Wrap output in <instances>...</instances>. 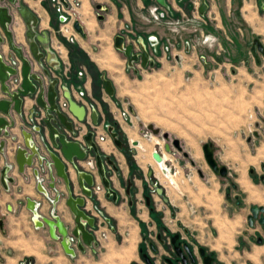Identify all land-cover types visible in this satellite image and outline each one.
<instances>
[{"label":"crops","instance_id":"crops-1","mask_svg":"<svg viewBox=\"0 0 264 264\" xmlns=\"http://www.w3.org/2000/svg\"><path fill=\"white\" fill-rule=\"evenodd\" d=\"M211 1L204 0L207 5L205 14ZM258 1L261 7L263 0ZM64 2L69 7L73 6L75 21L79 22L83 35L73 29L75 21L67 26V30L61 31L59 29V13L53 10L50 0H17L16 7L18 9L24 8L30 15L24 13V19L16 8L11 7L12 23L9 29L14 44L23 47L27 59L32 62L34 61L25 42L26 22H29L30 18L34 16L37 19L35 28L37 33H48L49 49L53 53L52 56L48 57V62L54 64V68L49 69V73L51 79L57 80V102L61 104L65 101L63 93L67 91L72 100L86 108V117L82 123L77 122L67 109L64 112L67 119L72 121L73 127L81 129L79 143L83 147L85 146L83 138L89 131H94L95 135L104 138L103 141H97L96 138H93V141L97 146V154L103 161L104 171L109 173L110 188L116 193V200L113 201L112 197L108 196L98 174L96 154L87 153L86 159L92 158L95 161V170L89 172L93 177L92 189L98 186L101 191L93 192L92 197L86 199V209H101L106 214L107 222L118 228L119 231L109 232L103 257H94L93 247L85 248L75 257H71L65 253L60 241H55L50 237L46 226L34 227L31 219L32 214L28 210V199L38 204L36 209L38 215L49 219L53 213L69 231L73 229V218L65 205V200L70 196L83 197L76 173L88 172V169L85 161H77L76 171L69 169L71 179L69 187L57 178L53 171L51 173L53 181L50 177L48 179L46 175L40 176L39 184L34 176V169L40 170L37 159H35L33 167H25L23 173H19L15 154L17 147L23 145V130L31 132L32 126L40 123V120L39 123L38 121L28 122V114L32 111H38L41 113V118L44 117L43 111L36 105V97L31 96L24 99L20 116L15 115L10 110L9 116L14 124L7 132L10 136H15L17 140L16 143H11L8 140L5 155H0V264H19L22 261L31 264H102V259L109 260L116 254L125 258L121 264H131L138 261V248L142 242L141 235L155 231L156 224L159 223L156 213L159 211L164 215L161 223L164 220H169V225L171 223L172 226H175L176 223H180L187 229L191 228L189 223L196 224L195 226L202 224V221L199 222L197 219L193 221L188 219V203L193 206H203L204 210L212 211L214 216H219L222 224H226V227L220 232V239L218 237L217 240H212L211 235L204 234L205 230H202V234L197 235V237L194 234V237L197 243L215 253L219 264H234L236 255H227L221 251L222 248L228 250L229 246L231 247L230 241L235 223L229 220L230 216L227 213L221 212L220 207L212 204V201L216 202V198L218 200V187L213 185L212 189L208 188L199 179V181H195L193 186L183 187V193L181 192L179 195L168 191L166 188L169 184L167 185L166 178L161 179L159 174L157 176L154 173L155 162L152 158V152L157 142L160 146L163 145V142L159 141L158 138L154 140V138L146 139L143 137L141 124L134 121L135 112L130 105L129 94L132 92L133 85L138 82V76L141 73H137L135 68L128 66L124 53L115 47V38L122 36L139 39L143 42L149 53V61L145 68L139 62L143 72L156 68L155 70L159 71L155 74L162 73L166 76L168 73L172 74L174 68L172 59L177 64L180 63L179 55L181 53L173 52V49L180 50L179 39L163 25L149 21L145 23L142 20L149 17L148 9L158 4L155 0H64ZM166 2L168 5L167 12L173 18H178L180 11L186 12L190 5L189 0H166ZM215 2L222 3L224 0H216ZM205 14L203 16L199 14L200 18H204ZM0 34H3L1 28ZM188 37L190 35H186L185 39H189ZM150 40H156L157 45L148 47ZM124 42L125 45H128L125 40ZM168 43L171 44L170 47L167 46ZM37 45L40 48L39 44ZM167 47L169 49L165 50ZM0 49V54L4 58L11 53L5 39L0 45ZM251 54L256 64L260 65V56L257 59L252 52ZM33 64L36 70H41L38 69L35 62ZM42 64L44 68H48L45 57ZM20 69L21 62L18 66V73ZM163 70L166 72L163 73ZM150 76L148 75L146 78ZM103 81H108L111 84L113 92L111 96L106 93ZM80 93L83 95L80 96ZM3 98L0 85V99ZM43 102H45V98H43ZM92 109L97 116V126H93L91 122ZM0 116L2 115L0 114ZM106 125L115 126L120 137L128 144L127 151H134L131 155V164L128 163L124 152L114 145L106 132ZM60 132L63 133V129H60ZM135 142L138 143V146L133 147L132 143ZM31 144L36 147L42 157H46L49 151H55L48 139V129L44 126L40 127L39 133H33ZM107 160L114 164L115 171ZM63 163L65 162L63 161ZM6 165L9 167L7 176L11 178V183H7L8 190H5L1 183V172ZM181 170L187 171L183 168ZM151 171L154 180L164 188L169 203L165 205L154 196L155 213L150 214L144 200V194L151 187L148 179V173ZM161 180L164 184L161 183ZM186 180V182L191 181L190 178ZM129 183H131V195L126 194ZM174 183L176 186L175 180ZM239 183L248 192L251 199L262 201L259 190L255 189L245 178H242ZM56 195L59 196V200L53 206L49 199L54 200ZM185 197L187 201L183 199ZM228 224L229 229H227ZM125 232L127 233L124 234L125 236L123 235L122 241L128 242V244L126 248L119 249L115 240L119 239V234ZM250 239L253 240V238ZM251 241L250 245H247L249 243L241 239L238 242L239 248H237L236 254L239 255L242 249L249 250L250 260L260 262L264 256V244L258 246ZM245 247L247 248L245 249ZM217 252L221 254H217Z\"/></svg>","mask_w":264,"mask_h":264},{"label":"rangeland","instance_id":"rangeland-1","mask_svg":"<svg viewBox=\"0 0 264 264\" xmlns=\"http://www.w3.org/2000/svg\"><path fill=\"white\" fill-rule=\"evenodd\" d=\"M215 1L210 2L204 18H200L198 14L199 0H189L188 10L180 11L178 18H173L167 12L163 20L149 21L163 25L179 39L180 50L173 49V52L181 53L180 63L177 64L172 59L174 68L168 76L160 72L155 74L159 71L156 68L143 72L140 63L136 65L135 69L141 75L133 85L129 101L135 112L134 121L139 122L146 131L149 125L160 131L158 136L148 131L149 138L146 139L158 138L162 142L161 135L167 133L170 140H179L183 149L195 161V166L192 167L184 160L187 171L176 167L174 180L177 188L171 190L167 183L166 189L179 195L183 187L193 186L195 181H199L196 171L199 169L204 175V179H200L203 184L211 189L213 185L218 187V200L216 198V202L212 201V204L220 207L221 212L227 213L229 220L235 223L231 247L228 250L222 248L221 251L227 255H236L234 264H264V256L260 262L250 260L249 250L242 249L239 255L236 254L241 239L249 243L247 245H250V238L258 235L264 239L261 226L255 223L250 228L246 221V217L250 215L249 207H264V197L262 201L251 199L239 183L245 178L255 189L264 193V181H261V177H264V58L260 56L261 64L257 65L250 52L254 38H258L264 46V11L258 0ZM50 4L53 8L51 0ZM71 7L70 13L73 14L75 12ZM145 19H142L143 22L148 23ZM170 23L175 24V30L170 28ZM59 25L61 31L67 30L69 26ZM186 35H190L187 40ZM125 39L128 45L136 40L128 37ZM167 46L170 47L171 44L168 43ZM186 46L189 48L188 52L185 51ZM201 59L210 64L209 69ZM148 75L151 76L146 78ZM255 133L257 136H254ZM205 143L214 146L216 159L227 167L229 178L237 186L230 201L224 197L225 185L214 176L204 160L202 145ZM251 169L253 174L249 173ZM154 173L157 176L159 174L155 168ZM189 178L191 181L186 182ZM161 183L164 184L162 180ZM235 198L240 201L238 206ZM183 199L187 201L186 197ZM187 210L188 219L202 221L199 226L189 223V229L196 237L205 230L204 234L211 235L212 240H217L218 237L220 239V232L226 224H222L219 216H214L210 210H204L203 206H193L191 203H188ZM164 222L169 225V220ZM114 231L119 230L109 222L97 227L98 246L94 248V257L104 256L108 234ZM126 233L119 234V239L115 240L119 249L126 248L128 244L122 241ZM124 259L116 254L109 260L102 259V264H121Z\"/></svg>","mask_w":264,"mask_h":264},{"label":"water","instance_id":"water-1","mask_svg":"<svg viewBox=\"0 0 264 264\" xmlns=\"http://www.w3.org/2000/svg\"><path fill=\"white\" fill-rule=\"evenodd\" d=\"M60 1L66 5L64 0ZM155 1L162 8L168 9L166 0ZM16 5L17 0H0V28L3 33L2 35L0 34V45L5 39L8 42L10 51L15 55L16 59L21 62V69L18 73L17 69L14 70L11 66H9L6 59L0 54V85L1 94L4 96L3 99H0V114L2 115L0 116V155H5V148L7 147L8 140L10 138L7 130L11 129L14 124L12 118L9 116L10 110L13 111L15 115L20 116L22 113L24 99L35 96L36 105L43 111L44 117L41 118V113L38 111L30 112V114L40 118V126L33 129V132L24 131L22 134L24 139L23 145L17 147L15 154V160L19 173H23L25 167H33L35 159H37L38 163L41 159V167L45 168L46 172L49 173L51 181H53V176L52 174L50 175V172L53 171L55 172L56 177L61 179L64 184L69 187L71 184L69 169L76 171V162L84 161L87 157V153L93 152L96 154V167L101 178L102 185L107 190L108 196H111L113 201H115L116 193L110 188V181L108 180L109 173H105L103 161L97 154V146L93 141V132L89 131L84 136V147L81 145V143L68 140L66 137V132L72 133L74 127L72 121L67 119L64 110L67 109L68 112L73 115V117H75L77 122L82 123L86 117V108L78 105L74 100H72L67 91L63 93V97L67 101V107L62 109L60 104L57 102V80L51 79L49 72L47 69L43 68L42 64V61L45 57V62L48 67L51 69L54 68V66L48 62V57L53 55L49 49L48 33H37L35 30L37 19L33 15V17L30 18V21L26 22L27 32L25 35V42L29 49L28 51L31 58L37 64L38 69L41 70H36L35 65L33 64L34 62L27 59V54L25 53V49L23 50V47L14 44L13 36L9 29V26L12 23L11 7L16 8L21 17L24 19L25 14L30 15L24 8L18 9ZM261 8L264 11V2L261 3ZM206 10L207 5L205 4L204 0H202L198 8V13L203 16ZM73 29L80 35H83L79 22L75 21L73 23ZM37 44H39L40 48ZM115 47L117 50L124 53L129 67H132L133 63L138 62H141L144 68L147 66L149 61V53L147 52L145 45L140 44L141 53L135 54L133 52V46L125 45L124 38L122 36H118L115 38ZM251 52L257 59V53H260L264 58V46L261 44L258 38L253 39L251 43ZM201 61L204 63V59H201ZM204 65L207 69L210 68V64L204 63ZM103 86L106 93L111 96L113 94L111 84L108 81H103ZM43 98H45V102H43ZM91 122L93 126H97V116L95 111L92 112ZM41 126H44L48 129V139L55 150L54 152L49 151L46 157L40 156L39 152L36 150V147L31 144L33 133H39ZM60 129H63V133L60 132ZM105 129L109 137L112 139L114 145L119 150H122L124 144L118 138L117 133L113 131V127L111 125H106ZM147 130H149L154 135H158L160 133V131L155 129L153 125H149ZM254 136H257V133H255ZM162 137L163 139H167L169 136L167 133H163ZM248 141H250V139H248ZM173 142L174 145L178 147L179 140L175 139ZM132 146L136 147L138 146V143H132ZM178 149L180 150L179 147ZM202 150L205 161L213 173L224 177L227 173V168L225 166L220 167L218 165L214 157V150L210 147V144H203ZM165 151H170L169 145L167 144L165 145ZM133 153V150L130 151V154L125 153V157L128 159L129 164H131L129 157ZM153 158L157 163L162 162V158L156 152L153 153ZM62 160L65 163H63ZM107 161L115 171L116 168L114 167V164L109 160ZM262 169L264 170V165L262 166ZM8 170L9 167L6 165L3 167L1 172V183L5 190L8 189L7 183H11V178L7 176ZM252 171L253 170L251 169L250 172ZM34 175H38L37 171L34 172ZM76 177L81 190V195L83 197L70 196L65 200V205L69 209L74 223V227L70 231L60 219L53 215V213L49 219L40 217L36 213L38 204L29 199L27 200L28 210L31 211L34 218L33 220L36 222L38 221L36 223V227L40 228L46 226L48 228L50 237L54 240L59 238L62 248L68 255L73 254V251L69 248V237H73L86 247H91V245L95 244L93 235H91L85 229V226L93 227L94 221L92 218L86 216L82 210L85 205L84 197H92L91 188L93 186V177L91 174L85 172H77ZM130 187L131 183L128 184L126 189L127 195H130ZM156 190L157 193L162 196V189L156 188ZM57 200L58 199H54L51 204L54 206ZM249 211L250 215L247 218L248 224L252 226V220L257 218L258 213H261L263 216L259 218L258 223L264 227V207L252 205ZM82 245L78 246L80 251H83ZM204 261L205 264H209L207 259Z\"/></svg>","mask_w":264,"mask_h":264},{"label":"flooded vegetation","instance_id":"flooded-vegetation-1","mask_svg":"<svg viewBox=\"0 0 264 264\" xmlns=\"http://www.w3.org/2000/svg\"><path fill=\"white\" fill-rule=\"evenodd\" d=\"M257 56L259 57L262 55L260 53H257ZM5 59H6L7 64L9 66H11L14 70L17 69V71H18V66H19L20 61L18 59H16L15 55L12 52L9 53ZM39 126L40 125H38V127ZM112 127H113V131L115 133H117L118 138L124 144L123 149L120 151H123L124 155H125V153L130 154V151H127V149H126L127 145H128L127 142L120 137V133L116 130L115 126H112ZM147 131H149V130H147ZM92 132H93V138H95L96 135H95L94 131H92ZM158 135H160V133ZM158 135H154V136H158ZM162 139H163V137H162ZM174 140L175 139L170 140L169 137L167 139H163L162 140V142H163L162 146H160L159 142H157V145L152 152V158H153L154 152L159 154L160 157L162 158L163 164L166 165L167 169L169 170V173L172 177V182L171 183L167 182V183L169 184V187L171 190L177 188V183H176V186L174 183V177L177 174L176 167L187 169V165H186L187 163L185 161H187L192 167L195 166V161L193 160L191 154L188 151H185L183 149L180 142L178 144V147L180 148V150H179L178 147H176L174 145V142H173ZM9 141L11 143H16V141L14 142L10 138H9ZM77 142H79V140ZM166 144L169 145V149H170L169 152L165 151V145ZM208 144H210V147L214 150V157H215L216 149L214 148V146L211 143H208ZM202 153H203V150H202ZM131 155L129 157L130 160H131ZM203 157H204V153H203ZM86 160L87 159H85L84 161L86 162ZM153 160H154V158H153ZM204 160H205V157H204ZM215 160L217 161V163L220 167L224 166L218 162L216 157H215ZM154 162H155V160H154ZM158 164L159 163L155 162V169L159 173L160 178L164 179L163 174H164L165 170H164V168L161 169ZM164 165H163V167H164ZM39 168H40V170L34 169V172L37 171V174H38V180L37 181L40 184V179H39L40 176L44 177L46 175V176H48L47 178L49 179V173H47L43 167L39 166ZM208 168H209V166H208ZM196 171L200 177L199 179H204V175L201 173V171L199 169H196ZM211 172L213 173L212 170H211ZM85 173L90 174L89 171L85 172ZM249 173L253 174V171L249 172ZM214 176L218 177L219 181L222 182L223 185H225V190H224L225 196L224 197L227 201H230L233 197L232 192L235 190L236 184L233 183L231 181V179L229 178L228 169H227V173L224 177H222L220 175H216V174H214ZM148 179H149L151 187H150V189H148L146 194H144V200H145L146 205L148 207V210L151 214V213H155V209L153 207V197L154 196L159 198V200L161 202H163L165 205L169 203V200L166 197L164 188L156 180H154L152 171L148 173ZM261 181H264V177H261ZM156 188L162 189V196L157 193ZM91 192L92 193L94 192L92 190V188H91ZM259 192H260L261 199L263 200L264 193H262L261 191H259ZM131 193H132V191L130 189V195H131ZM234 197H235V195H234ZM56 199L59 200L58 195H56L55 200ZM84 199H85V205L82 208V210L86 216H88L89 218H92L94 221L93 227L85 226V229L91 234V231H93L97 228V221L93 218L92 212L95 210H99L103 213L104 217H106V216L101 209H98V208H92L91 210L86 209V199L88 200L90 198L84 197ZM49 200L51 203V199H49ZM235 204L237 206L240 204V201H238L237 198H235ZM250 207H249V209H250ZM261 207H263V206H261ZM30 213H31V211H30ZM39 216L42 217L41 215H39ZM156 216L159 219V223L156 224L155 231H151L149 233L141 235L142 242L138 248V261L132 262L131 264H205V261H204L205 259H207V262H209V264H219V262L216 259L215 253L213 251H209L206 247L197 243L196 239L194 237V234L191 231H189V229L182 226L180 223H176L175 226H172L171 223H170V225H168L165 222L161 223V220L163 219V216H164L161 211L156 213ZM248 216L246 217L247 225L250 228H252L255 226V223H258L259 218H261L263 215L261 213H258L257 218L252 220V226H250L248 224V220H247ZM173 219H174V217L172 218V220ZM259 226H261V228L264 230V227L262 225L259 224ZM40 228H42V227H40ZM91 235H93V234H91ZM55 241H60V239L58 238ZM258 241H260V242H258ZM251 242L254 243L255 245L262 246L264 244V239L262 238L261 235H258L255 238H253V240ZM69 243H70L69 248L73 251V254L69 255V256L75 257L77 255V253L82 252L78 249V246L82 245V243H80L78 240L74 239L73 237H69ZM96 246H98V243L91 245V247H93V248H95ZM91 247L83 246V250L85 248H91Z\"/></svg>","mask_w":264,"mask_h":264},{"label":"built area","instance_id":"built-area-1","mask_svg":"<svg viewBox=\"0 0 264 264\" xmlns=\"http://www.w3.org/2000/svg\"><path fill=\"white\" fill-rule=\"evenodd\" d=\"M51 2H52V4H53V9L57 12V13H59V16H58V22L62 25V27L63 26H65V25H71V23H73L74 21H75V13H70V11L72 12V7L70 6H68V5H64L60 0H51ZM199 2H200V0H199ZM66 4V3H65ZM196 4L198 5V3L196 2ZM199 7V6H198ZM198 10V9H197ZM167 11H168V9H164V8H162L161 6H159V5H153V6H151L149 9H148V18H146L145 20L146 21H154V22H159V21H161V20H163V18H166V13H167ZM169 26H170V28H172L173 30H175L176 29V27H174L175 26V24H173V23H170L169 24ZM176 32V31H175ZM124 38V37H123ZM70 41H72V39H69ZM124 40L127 42V40L124 38ZM140 44L141 45H144L143 44V42L141 41V40H133V42L130 44V45H132L133 46V52L135 53V54H140L141 53V48H140ZM155 45H157V41L156 40H150L149 41V46L150 47H154ZM188 50H189V48H188V46H186V49H185V51L186 52H188ZM43 62V61H42ZM139 64V62L138 63H133L132 64V67H130V68H135V66L136 65H138ZM52 65V64H51ZM53 66H54V64H53ZM44 68V67H43ZM45 69H47V71L49 72V69H51V68H45ZM50 74V73H49ZM83 95V93H80V96H82ZM60 107L62 108V109H65L66 107H67V101L65 100V101H63L61 104H60ZM91 112H94V109H92V111ZM28 119H27V121L28 122H30V123H34L35 121L37 122L38 121V123H39V120H40V118H38V116L36 117L35 115H33V114H28V117H27ZM39 125V124H38ZM38 125H34V126H32V128H31V131L33 132V129H35L36 127H38ZM25 130H23V132H24ZM148 134H149V132L148 131H146V130H142V136L143 137H145V138H149V136H148ZM81 129L79 128V127H74L73 128V131H72V133H69V132H66V137H67V139L68 140H71V141H78L81 137ZM95 138H96V140L97 141H103V137H101V136H95ZM10 139L12 140V141H16L17 140V138L15 137V136H11L10 137ZM40 162H41V159H40ZM38 163L39 164V166H41V163ZM85 164H86V166H87V169H88V171L89 172H93L94 170H95V162H94V160L93 159H91V158H88L87 160H86V162H85ZM160 164H163V162L162 163H159V166H160ZM164 165V164H163ZM45 169V168H44ZM164 170H165V172H164V178H166V180H167V182H169V183H171L172 182V177H171V175H170V173H169V170L167 169V167H166V165H164ZM49 171H51V170H49ZM51 173L52 172H50V175H51ZM36 177V179L38 180V175H36L35 176ZM8 190V189H7ZM94 192H100L101 191V188L100 187H95V188H93L92 189ZM53 200H51V202H52ZM92 216H93V218L97 221V227L101 224V223H105V222H107V218L106 217H104V215H103V213L101 212V211H99V210H95V211H93L92 212ZM32 222H33V224H34V227L35 228H37L36 227V223L38 222H36V221H34L33 219V216H32ZM39 220V219H38ZM91 234H93V236H94V241H95V243H98V238H97V228L95 229V230H93V231H91ZM70 244V243H69ZM19 264H31L30 262H25V261H22L21 263H19Z\"/></svg>","mask_w":264,"mask_h":264},{"label":"bare ground","instance_id":"bare-ground-1","mask_svg":"<svg viewBox=\"0 0 264 264\" xmlns=\"http://www.w3.org/2000/svg\"><path fill=\"white\" fill-rule=\"evenodd\" d=\"M159 165V164H158ZM161 169H163L164 167H163V165L162 164H160V166H159Z\"/></svg>","mask_w":264,"mask_h":264},{"label":"trees","instance_id":"trees-1","mask_svg":"<svg viewBox=\"0 0 264 264\" xmlns=\"http://www.w3.org/2000/svg\"><path fill=\"white\" fill-rule=\"evenodd\" d=\"M236 188H237V186H236ZM236 188H235V189H236Z\"/></svg>","mask_w":264,"mask_h":264}]
</instances>
